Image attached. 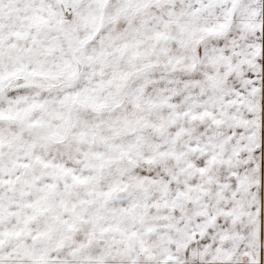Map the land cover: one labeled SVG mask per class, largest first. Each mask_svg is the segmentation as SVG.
Wrapping results in <instances>:
<instances>
[{
    "label": "snow or ice",
    "instance_id": "obj_1",
    "mask_svg": "<svg viewBox=\"0 0 264 264\" xmlns=\"http://www.w3.org/2000/svg\"><path fill=\"white\" fill-rule=\"evenodd\" d=\"M0 264H264V0H0Z\"/></svg>",
    "mask_w": 264,
    "mask_h": 264
}]
</instances>
